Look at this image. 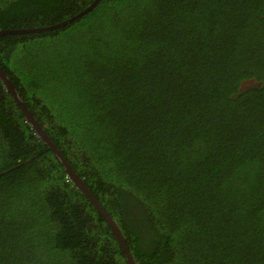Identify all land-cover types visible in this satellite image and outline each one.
<instances>
[{"label":"trees","instance_id":"16d2710c","mask_svg":"<svg viewBox=\"0 0 264 264\" xmlns=\"http://www.w3.org/2000/svg\"><path fill=\"white\" fill-rule=\"evenodd\" d=\"M0 0V67L136 264H264V0ZM255 85L243 88V83ZM0 264H127L0 80Z\"/></svg>","mask_w":264,"mask_h":264},{"label":"water","instance_id":"95a60500","mask_svg":"<svg viewBox=\"0 0 264 264\" xmlns=\"http://www.w3.org/2000/svg\"><path fill=\"white\" fill-rule=\"evenodd\" d=\"M100 0H95L88 8L83 10L78 15L74 16L73 18L56 25L54 27L41 29L39 31H52L54 29H57L59 27H64L68 24H71L75 20L79 19L81 16H84L85 14L91 12L99 3ZM32 33V30H22V31H0V36L2 35H8V34H16V33ZM0 80L3 83L6 90L10 93L13 100L17 103L18 107L21 109L25 116L26 122L31 126V128L35 131L38 138L43 141L44 144L53 152V154L57 157V159L60 161L61 165L63 166L68 178L73 182L75 187L87 198L89 203L93 206V208L100 214V216L103 218V220L106 222L107 226L109 227L110 231L116 238L119 246L121 247V250L125 256L127 264H136L135 260L130 253L125 238L122 235L119 227L117 226L116 222L107 214V212L103 209V207L99 204V202L95 199L94 195L91 193V191L86 187V185L83 183L82 179L77 175V173L72 169L70 164L66 161L64 156L59 152L57 147L54 145V143L51 141V139L47 136L41 125L37 122L35 117L32 115V113L29 111L27 106L23 103L21 97L17 93L16 89L10 82V80L7 78L5 73L0 67Z\"/></svg>","mask_w":264,"mask_h":264},{"label":"rangeland","instance_id":"374dc122","mask_svg":"<svg viewBox=\"0 0 264 264\" xmlns=\"http://www.w3.org/2000/svg\"><path fill=\"white\" fill-rule=\"evenodd\" d=\"M252 85H255V83L254 82H244L243 83V88H248L249 86H252Z\"/></svg>","mask_w":264,"mask_h":264}]
</instances>
